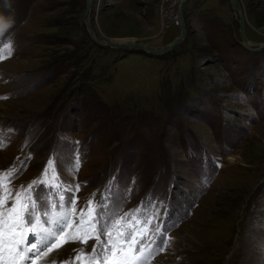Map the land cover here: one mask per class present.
Wrapping results in <instances>:
<instances>
[{
  "label": "rangeland",
  "instance_id": "obj_1",
  "mask_svg": "<svg viewBox=\"0 0 264 264\" xmlns=\"http://www.w3.org/2000/svg\"><path fill=\"white\" fill-rule=\"evenodd\" d=\"M88 1L0 0L13 20L0 49L11 39L15 50L0 59V118L34 138L16 180L53 158L63 185L80 186L66 201L155 214L145 241L163 250L148 264H264V46L241 44L228 0ZM236 1L244 39L264 43V0ZM180 8L184 36L150 53L180 35ZM88 28L136 47L92 44ZM11 147L0 174L19 171ZM90 245L66 243L41 264Z\"/></svg>",
  "mask_w": 264,
  "mask_h": 264
},
{
  "label": "snow or ice",
  "instance_id": "obj_2",
  "mask_svg": "<svg viewBox=\"0 0 264 264\" xmlns=\"http://www.w3.org/2000/svg\"><path fill=\"white\" fill-rule=\"evenodd\" d=\"M8 28L0 25V33H6ZM5 51L11 54L10 44L0 49V59ZM56 168V160L50 158L42 178L30 182L27 188L22 186L14 197L8 184L16 173L0 174V264H37L42 254L56 247L54 241L65 237L64 242L96 240L91 253L81 251L76 256L78 264H148L155 240L148 242L145 237L155 214L142 216L143 210L138 208L116 218L114 210L103 203L96 206L91 200L87 211L77 213L75 198L68 197L66 201L64 193L79 191L80 186L65 187ZM78 168L77 159L75 169ZM53 194L58 202L49 199ZM57 207L61 210L54 211ZM77 216L78 222L74 219ZM156 232L159 234L161 229Z\"/></svg>",
  "mask_w": 264,
  "mask_h": 264
},
{
  "label": "water",
  "instance_id": "obj_3",
  "mask_svg": "<svg viewBox=\"0 0 264 264\" xmlns=\"http://www.w3.org/2000/svg\"><path fill=\"white\" fill-rule=\"evenodd\" d=\"M184 0H181V2H183ZM228 2L230 3V5L232 6V8L236 11H239V4L236 0H228ZM89 4V3H88ZM179 13H181V8L179 9ZM83 17L86 18L87 17V11L85 10L84 13H83ZM239 17V22L242 21V16L241 14L238 15ZM181 29H180V35L175 38L171 43H168L164 46H161L159 49H150L148 48V51L152 54H159V53H163L165 51H168L172 45H174L176 42H178L183 36H184V27H183V22L181 23ZM241 28V44L243 46H245L246 48L250 49V50H258L261 48V46H264V43L260 44V45H256V46H252V45H249L246 40L244 39L243 37V32H242V27L240 26ZM86 32L89 36V38L92 40V42H95V43H98V44H108V46H111V47H122L124 49H130L131 46L134 47V44H129V45H126V44H114L112 42H109V41H103L101 40V38H98L95 33L91 30V29H86ZM136 47V46H135Z\"/></svg>",
  "mask_w": 264,
  "mask_h": 264
},
{
  "label": "clouds",
  "instance_id": "obj_4",
  "mask_svg": "<svg viewBox=\"0 0 264 264\" xmlns=\"http://www.w3.org/2000/svg\"><path fill=\"white\" fill-rule=\"evenodd\" d=\"M5 7L7 8L11 7L8 0H5ZM12 23L13 20L11 17H6L3 14H0V25H3L4 27H10Z\"/></svg>",
  "mask_w": 264,
  "mask_h": 264
},
{
  "label": "bare ground",
  "instance_id": "obj_5",
  "mask_svg": "<svg viewBox=\"0 0 264 264\" xmlns=\"http://www.w3.org/2000/svg\"><path fill=\"white\" fill-rule=\"evenodd\" d=\"M91 0H89L87 3H90ZM181 2V1H180ZM239 4V3H238ZM236 14L239 15L241 14V9H240V5H239V11H236ZM178 17L176 18L178 20V22H180V24L183 22V19L181 18V13H178L177 14ZM88 18V17H87ZM87 18H84L85 19V22H87ZM179 24V23H178ZM239 25L243 28V20L239 22ZM110 42V41H109ZM246 42L249 44V42L246 40ZM116 44H126V45H129V44H133V43H116ZM135 46V44H134Z\"/></svg>",
  "mask_w": 264,
  "mask_h": 264
},
{
  "label": "built area",
  "instance_id": "obj_6",
  "mask_svg": "<svg viewBox=\"0 0 264 264\" xmlns=\"http://www.w3.org/2000/svg\"><path fill=\"white\" fill-rule=\"evenodd\" d=\"M178 17V15L176 14L175 16H174V21H176V23L178 22V20L176 19ZM179 23V22H178Z\"/></svg>",
  "mask_w": 264,
  "mask_h": 264
},
{
  "label": "trees",
  "instance_id": "obj_7",
  "mask_svg": "<svg viewBox=\"0 0 264 264\" xmlns=\"http://www.w3.org/2000/svg\"><path fill=\"white\" fill-rule=\"evenodd\" d=\"M82 109V108H81Z\"/></svg>",
  "mask_w": 264,
  "mask_h": 264
}]
</instances>
